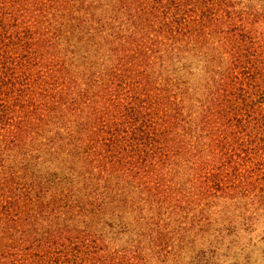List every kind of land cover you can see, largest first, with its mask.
<instances>
[{
    "label": "trees",
    "instance_id": "16d2710c",
    "mask_svg": "<svg viewBox=\"0 0 264 264\" xmlns=\"http://www.w3.org/2000/svg\"><path fill=\"white\" fill-rule=\"evenodd\" d=\"M259 217L264 0H0V264H219Z\"/></svg>",
    "mask_w": 264,
    "mask_h": 264
},
{
    "label": "rangeland",
    "instance_id": "374dc122",
    "mask_svg": "<svg viewBox=\"0 0 264 264\" xmlns=\"http://www.w3.org/2000/svg\"><path fill=\"white\" fill-rule=\"evenodd\" d=\"M240 227H243L239 225ZM237 235L229 234L223 243L216 247H209L213 251L212 257L214 261H219V264H229L234 260H241L250 264H264V217L253 223L251 229L242 228ZM234 235V236H233ZM229 240H231L229 242ZM121 240H111V244L119 245ZM186 245V244H185ZM173 251V248L170 247ZM196 250V247L194 248ZM184 250L181 254V259L170 264H184L188 261L191 253L185 254ZM185 254V256H184ZM184 256V258H183ZM196 259H194L195 262Z\"/></svg>",
    "mask_w": 264,
    "mask_h": 264
}]
</instances>
